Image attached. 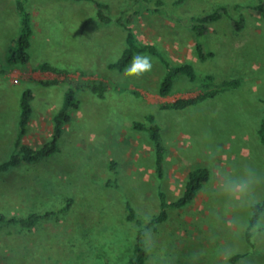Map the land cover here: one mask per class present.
<instances>
[{
  "label": "rangeland",
  "instance_id": "374dc122",
  "mask_svg": "<svg viewBox=\"0 0 264 264\" xmlns=\"http://www.w3.org/2000/svg\"><path fill=\"white\" fill-rule=\"evenodd\" d=\"M15 1L0 0V165L14 151L24 90L33 91L24 138L33 148L50 139L69 87L79 104L55 154L0 171V215L51 212L31 230L1 223L0 264H127L139 231L127 219V203L148 221L159 212V191L172 202L197 166H206L210 178L194 200L168 209L165 221L142 226L147 264H264V211L251 243L245 234L252 206L264 199V0H26L35 31L30 64L2 73L20 28ZM96 2L108 6L111 22L97 17ZM220 7L227 11L200 39L213 55L200 60L191 20ZM128 24L139 44L155 45L172 65L191 63L196 80L179 75L172 92L160 97L166 67L157 56L142 54L151 57L152 69L140 76L109 69L126 48ZM65 44L81 49L68 65ZM47 60L68 74L36 73L37 62ZM208 74L216 85L238 84L184 109L164 107L196 97ZM99 82L110 91L103 99L89 89ZM149 115L166 148L161 179L149 131L134 127L147 125ZM241 182L248 194L233 198L228 189ZM235 255L241 257L233 263Z\"/></svg>",
  "mask_w": 264,
  "mask_h": 264
},
{
  "label": "trees",
  "instance_id": "16d2710c",
  "mask_svg": "<svg viewBox=\"0 0 264 264\" xmlns=\"http://www.w3.org/2000/svg\"><path fill=\"white\" fill-rule=\"evenodd\" d=\"M136 3H153L154 0H130ZM156 4H161V0H155ZM16 9L20 14V30L18 35L13 39L10 44L6 59L4 61V67L1 69L2 73L6 70L14 68L16 65L28 64L31 60V54L29 52L31 38L33 35V24L32 15L26 7V0H16ZM98 7L97 17L104 23L111 22V18L105 14L108 6L105 3L96 2ZM226 7H220L213 12L198 17H194L191 20V30L195 37V48L200 60H206L208 57L212 56V52L205 51L202 43L201 37L206 33L207 26L217 21L221 18L222 12H226ZM135 14V13H134ZM135 16V15H134ZM264 17V11H263ZM135 18L131 14L128 17V23H131L132 19ZM121 19L119 20V22ZM127 35H126V48L123 50L121 56L115 61L108 65L109 69H116L119 71L125 70L126 67L130 65L133 56L137 54L148 53L157 56L161 62L166 67V74L163 78L160 87L159 94L166 96L172 92L174 79L179 75H185L191 81H195L197 78L196 71L191 63L184 62L178 65H172L160 51L153 44H139L136 41L135 35L133 34L131 27L128 25H123ZM241 27L240 23L236 25ZM37 69L41 71H48L57 74L59 77L67 75L68 71L64 69L57 68L49 62H43L38 65ZM208 80L207 83L203 84L201 87V92L192 98H180L171 104L164 105L165 108L173 109H184L205 100L213 98L217 95L220 90L227 87H232L238 84V80H225L220 85L214 83V77L210 74L206 76ZM55 80L54 83H58ZM214 87V88H211ZM89 89L92 93L96 94L99 98L103 99L105 93L107 92L108 85L104 82H99L96 84L89 85ZM33 92L31 89H26L22 92L19 100L20 116L18 121V133L14 143V151L8 158L0 165V171L7 170L10 167L17 166L23 162L32 163L43 158H49L55 154L59 147L58 142L63 134L64 126L70 122L72 118V111L78 108L79 101L76 98L75 90L69 87L64 95V101L60 109L52 117V133L48 142L37 148H33L23 142V138L27 132V127L30 122L33 107ZM147 125L144 122H135L134 127L137 130H148L150 138L154 145L155 150V168L158 178H163L164 169V158L166 153V148L163 143V138L161 134L160 126L155 121V116L149 115ZM259 134L261 141L264 145V114L261 119ZM114 165V162H112ZM210 178V170L206 166H197L191 170L188 174L187 180L185 182L183 192L172 202L167 200V195L164 191H159V212L151 217L148 221L142 220L138 214L135 212L134 208L127 203L128 215L127 219L136 222L139 227V231L136 237V243L134 245V250L132 256L129 258L127 264H147L148 252L145 248L143 241V231L142 226H152L155 223L165 221L169 214L168 209L170 208H183L190 204L196 197L199 190L203 187V184L207 182ZM71 202V200H70ZM68 202L67 206H69ZM264 211V199L261 203H256L252 206V214L249 220V225L247 226L246 240L251 243L254 226L258 225L260 217ZM51 215L49 213H30L27 217H7L0 215V225L1 223H12L20 226L24 230L33 229L36 224H38L44 217ZM241 256L235 255L232 257L233 263H235Z\"/></svg>",
  "mask_w": 264,
  "mask_h": 264
},
{
  "label": "clouds",
  "instance_id": "9594fccd",
  "mask_svg": "<svg viewBox=\"0 0 264 264\" xmlns=\"http://www.w3.org/2000/svg\"><path fill=\"white\" fill-rule=\"evenodd\" d=\"M152 69L151 57L147 55L137 54L133 56L130 66L126 67L124 72L126 76H140L144 73L150 72ZM249 191V185L247 183L241 182L233 185L228 189L229 194L236 199L244 198ZM259 225L253 227V237L256 232V228Z\"/></svg>",
  "mask_w": 264,
  "mask_h": 264
},
{
  "label": "crops",
  "instance_id": "0c3cea01",
  "mask_svg": "<svg viewBox=\"0 0 264 264\" xmlns=\"http://www.w3.org/2000/svg\"><path fill=\"white\" fill-rule=\"evenodd\" d=\"M15 3H16V1H15ZM19 23V25H20V22H18ZM18 25V26H19ZM19 30H20V28H19ZM33 30H34V28H33ZM35 32V31H34ZM34 32H33V34H34ZM67 32H68V30H65V35H67ZM33 36V35H32ZM101 43V42H100ZM104 44V43H103ZM82 45H84V44H82ZM81 45V46H82ZM80 46V47H81ZM8 48H9V45H8V47H7V51H8ZM67 48V53H65V55H64V57H65V64H67L68 65V63L67 62H69L70 61V57H73V58H77L78 56H80L81 55V49H79V48H76V47H73V46H71V45H66L65 44V49ZM60 51H63L64 50V48H63V50H62V48H60L59 49ZM6 51V52H7ZM70 51V54H68V52ZM29 52H30V48H29ZM6 55H7V53H6ZM47 62H49V63H51L53 66H55V67H57V68H60V69H64V70H67V69H65V68H62V67H58V65L55 63V62H52V61H48L47 60ZM38 64L37 65H35V69L37 70L36 71V73H39V74H41V73H45V74H48V73H53V72H48V71H41V70H39V69H37V67H38V65H40L41 63H39V62H37ZM28 64H30V63H28ZM25 65H27V64H25ZM23 66V65H22ZM114 69H112V71H113ZM53 74H55V73H53ZM57 75V74H56ZM58 76V75H57ZM59 77V76H58ZM59 82H61L60 80H58ZM58 82V83H59ZM33 92V91H32ZM110 91H108L107 93H106V95L109 93ZM157 94H159V87L157 88ZM159 96L160 97H165V96H162V95H160L159 94ZM167 96V95H166ZM55 114V113H54ZM54 114H53V116H54ZM30 121H31V119H30ZM30 123V122H29ZM28 126H29V124H28ZM67 126V124L65 125V127ZM27 129H28V127H27ZM18 133V132H17ZM51 133H52V131H51ZM26 135V134H25ZM24 138H25V136H24ZM24 138H23V142L25 143V141H24ZM26 144V143H25ZM113 162V161H112Z\"/></svg>",
  "mask_w": 264,
  "mask_h": 264
}]
</instances>
